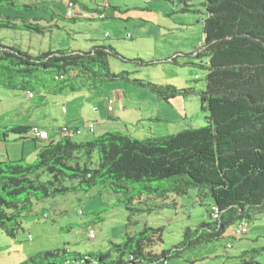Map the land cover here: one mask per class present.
Segmentation results:
<instances>
[{"label":"rangeland","instance_id":"1","mask_svg":"<svg viewBox=\"0 0 264 264\" xmlns=\"http://www.w3.org/2000/svg\"><path fill=\"white\" fill-rule=\"evenodd\" d=\"M65 2L18 0L20 7L28 5L33 9L4 11L19 27L0 28V44L32 57L61 50L88 53L95 47L112 48L116 54L108 58L111 72L129 73L130 81L94 85L88 75L76 73L70 87H58L47 76L39 92L44 99L36 93L38 98L32 101L27 92L0 89V147L6 143L0 148V163L9 151L11 156L19 154L17 159L12 157L13 162L34 164L36 145L45 146L33 140L17 141L18 136L11 133L5 139L6 131L16 125H38L50 132L67 125L78 126L83 134L87 126L94 125L96 138L120 133L142 140L207 125L199 99L207 88L208 71L202 66L209 63L199 58L208 18L206 0H78L75 13L87 16L105 8L106 19L74 21L67 19ZM22 24L45 30L38 33ZM135 80L172 85L193 94L169 104L160 101L149 87L134 84ZM115 92H123L124 97L114 102L115 113L111 115L107 99ZM80 135L72 140L77 142ZM139 188L130 185L127 192L117 194L101 186L35 202L29 218L23 220L24 232L12 238L0 230V264H20L48 250L106 252L110 243L125 242L147 229L152 238V230L162 228L161 241L154 239L157 241L153 249L145 253L158 257L162 251L180 246L186 229L194 231L211 222L214 204L204 190L192 189L187 195L171 194L158 199ZM247 223L248 234L234 237L233 226L221 240L186 251L166 264H242L244 260L264 264V212ZM91 228L96 233L95 240L89 239Z\"/></svg>","mask_w":264,"mask_h":264},{"label":"trees","instance_id":"2","mask_svg":"<svg viewBox=\"0 0 264 264\" xmlns=\"http://www.w3.org/2000/svg\"><path fill=\"white\" fill-rule=\"evenodd\" d=\"M21 8L33 9L20 7L18 0H0V28H18L19 23L4 11ZM206 9L199 58L209 60L202 66L208 76L206 91L199 99L208 116L207 125L143 140L120 133H107L85 143L67 138L37 147L34 164L1 162L0 230L14 238L24 232L23 220L29 218L35 202L101 186L119 194L136 185L158 199L201 189L208 192L218 210L217 219L210 218L211 222L194 231L186 229L182 244L158 257L145 253L153 249L154 239L161 241L162 228L152 230V238L147 229L125 242L110 243L106 252L48 250L20 264H166L186 251L221 240L238 222L264 212V0H206ZM114 54L112 48L95 47L88 53L61 50L32 57L0 44V89L39 94L47 76L54 79L73 71L88 75L94 85L130 81L129 73L111 72L108 58ZM132 82L149 87L166 103L193 94L172 85ZM31 129L16 125L4 138L11 133L20 141ZM242 264L259 263L244 260Z\"/></svg>","mask_w":264,"mask_h":264},{"label":"clouds","instance_id":"3","mask_svg":"<svg viewBox=\"0 0 264 264\" xmlns=\"http://www.w3.org/2000/svg\"><path fill=\"white\" fill-rule=\"evenodd\" d=\"M68 2H72V1H69V0H66V2H65V5H66V7H67V3ZM73 3V2H72ZM75 4V3H74ZM75 7H76V4H75ZM67 9H68V7H67ZM101 10V11H96V12H92V13H90V14H86L87 16H84V14H78V13H75V8H74V11H73V14H72V16H69V9H68V15H67V19H69V20H72V21H74V20H78V19H80L79 18V16H82V17H89L88 18V20H95V19H100V20H104V19H106V15H105V13H106V11H104V9L105 8H98V10ZM40 29H42V28H40ZM43 30H45V29H42V31ZM8 48V47H7ZM52 53V52H51ZM53 53H55V52H53ZM45 54V53H44ZM42 55V54H41ZM39 56V55H38ZM76 73H78V72H71L69 75H61V76H56L54 79L53 78H51L50 79V81L52 82V83H54L55 82V84L58 86V87H63V86H68V87H70L71 85L69 84V82H75V80H76V77H75V75H76ZM29 93H33L34 95H35V98L34 99H30L29 98V100H35L36 98H38V96H37V94H36V92H27V94H28V97H29ZM39 96H40V94H38ZM39 98H41V99H44V96H40ZM110 99H114V102L116 101L115 100V98H109L108 99V101L110 100ZM64 111H66V109H63V112ZM113 112H114V109H113ZM109 114H113V113H109ZM207 118H208V116H207ZM91 126V125H90ZM93 127H94V125H92ZM33 127H40V126H32V128ZM66 127H71V126H66ZM40 128H42V129H45V130H48L47 128H43V127H40ZM62 128H64V127H62ZM72 128H76V129H79L80 130V134H81V129L80 128H77V127H72ZM61 129V128H60ZM60 129H57V130H52L51 132H50V130H48L49 132H50V136H51V140L52 141H40V142H42V143H48V144H51V143H58L59 141H61L62 139H64V138H59L58 137V131L60 130ZM85 129H87V130H90L89 129V126H87ZM94 129H95V127H94ZM91 131V130H90ZM94 131V130H93ZM92 132V131H91ZM27 137H30V139L32 138L31 136H30V134L27 136ZM26 138V137H25ZM71 139H73V138H71ZM214 211V213H212L211 215V218H214V219H217V215H218V210L214 207L213 208V210H212V212ZM247 222H249V221H246V220H244V221H241V222H238L236 225H235V228L239 225V224H241V223H246L247 225H248V223ZM92 230H94L93 228H91ZM89 232V231H88ZM234 237H236V235H235V233H234ZM90 239V238H89ZM31 240H32V238H31ZM91 240H95V239H91Z\"/></svg>","mask_w":264,"mask_h":264},{"label":"built area","instance_id":"4","mask_svg":"<svg viewBox=\"0 0 264 264\" xmlns=\"http://www.w3.org/2000/svg\"><path fill=\"white\" fill-rule=\"evenodd\" d=\"M67 7L69 9V16H72L74 8H75V4L72 2H68ZM29 98L34 99L35 95L33 93H29ZM113 104H114V99H110L108 101V112L109 113H113ZM89 129L93 132L94 127L91 125L89 126ZM57 133H58V137L61 139L62 138L71 139L75 137L76 135H79L80 130L76 128H72V127H64V128H61ZM29 134L33 139H37L39 141H52L50 132L40 127H33L30 130ZM248 232H249V226L246 223H241L234 229V233L238 237H242L248 234ZM88 236L90 239H95L96 238L95 231L92 229H89ZM228 248H230V246H228Z\"/></svg>","mask_w":264,"mask_h":264},{"label":"crops","instance_id":"5","mask_svg":"<svg viewBox=\"0 0 264 264\" xmlns=\"http://www.w3.org/2000/svg\"><path fill=\"white\" fill-rule=\"evenodd\" d=\"M84 18V19H88L89 17H82V16H79V18ZM53 85L54 86H57L56 84H55V82L53 83ZM122 94H123V92H122ZM122 94L120 93V92H115V94H112V95H110V96H108V99L109 98H115V100H116V102L117 101H119L120 100V98H122V97H124V96H122ZM179 98H181V97H179ZM183 98V97H182ZM108 99H107V101H108ZM176 100V99H175ZM115 102V103H116ZM115 105V104H114ZM65 109V108H64ZM65 113L67 112V110L66 111H64ZM115 113V110H114V112H113V114ZM161 122H163L164 123V120H162ZM138 124H139V122H136L135 123V126H138ZM24 126V125H23ZM26 126V125H25ZM32 126H38V125H28V127H32ZM67 126H69V125H67ZM66 127V126H65ZM71 127H77V128H80V127H78V126H71ZM62 128V127H61ZM57 129H60V127H58V128H55L54 130H57ZM87 130V129H86ZM132 136V135H131ZM97 136H96V129H94V131L93 132H91L90 130H87V132L85 133V134H83V133H81V135L78 137V141H82L81 143H85V142H88V141H92V140H94L95 138H96ZM133 137V136H132ZM28 138V139H27ZM27 138H23V140L24 141H27V140H32V139H30L29 137H27ZM77 141V142H78ZM5 142H7V141H5ZM5 144L6 143H2V145H1V147L0 148H2L3 146H5ZM44 145L45 146H47L48 145V143H44ZM38 146L36 145V147L35 148H37ZM5 148H8V146L6 145V147ZM16 149V148H15ZM12 154H10L9 153V151H7V156H3L2 157V159H1V161L2 162H6V161H13L12 160V157L14 158V157H16V159L19 157V154H18V152L14 155V156H11ZM22 156V155H21ZM20 156V157H21ZM24 157V156H23Z\"/></svg>","mask_w":264,"mask_h":264}]
</instances>
